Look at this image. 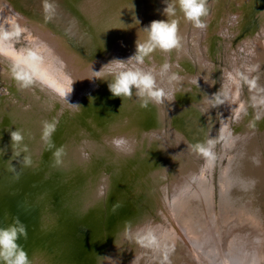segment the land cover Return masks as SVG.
Wrapping results in <instances>:
<instances>
[{
    "label": "bare ground",
    "instance_id": "6f19581e",
    "mask_svg": "<svg viewBox=\"0 0 264 264\" xmlns=\"http://www.w3.org/2000/svg\"><path fill=\"white\" fill-rule=\"evenodd\" d=\"M146 1L147 11L143 20L144 14H141L140 9L144 0H0V28L12 31L14 24L19 25L28 39L27 45L24 43L19 48L12 39L10 43L13 50L18 54L36 51L41 57L39 72L44 79L56 84H63L66 77L74 81L73 91L66 100L69 104L81 106L79 109L70 106L44 79L34 77L33 82L47 96L28 86L22 87L6 65L0 63V76L13 80L15 84L12 90L22 89L25 94L23 100L29 101L24 105L15 104L0 89V117L5 121V128H0L3 135L0 157L11 161L19 159L24 163L22 165L29 167V171L34 174L33 180L38 184L31 189L28 187L24 191L26 196L24 193L19 196V203L25 204L23 209L30 203L35 205L33 208L26 206L29 211L23 213L29 214V221H36L30 231L33 238L39 240L35 242L36 250L48 257L49 260L43 256L46 262L53 260L54 264H138L143 253L141 261L144 258L147 264H156V250L139 246L135 242L137 233L153 228L158 237L178 241L174 232L176 229L170 221L174 219L178 222L181 219L183 227L189 230L187 235H191L190 230L197 224L204 231L200 235L202 238L193 235V243L188 242L194 251L193 264H264V244H259L261 255L254 260L258 255L253 256L252 253L253 236L241 232L243 226L239 222V217L258 221L261 213L257 203L264 208V197L261 195L264 194V180L260 178L264 172V95L262 77L257 75L253 79L250 74L264 60V20L260 19V15L264 18L263 12L256 16L258 10L262 11L264 7L255 8L259 0H231L229 10L221 12L224 0H206L207 13L210 10L212 13L201 17L206 25L203 29L190 26L192 23L177 12L180 47L169 52L156 50L142 66L145 71L153 70L158 83L174 92V100L165 101L169 112V127L165 129L164 112L160 105L149 103L147 107H142L141 98L135 95V90L131 98L114 99L111 95L107 96L108 81L93 79L92 73L99 71L102 65L112 59H127L133 55L136 40L145 38V33L139 30L154 20H167L163 14L166 2ZM45 2L51 5L47 12L44 10ZM56 7H61L64 14L55 10ZM254 13L257 18L250 19ZM135 20L140 23L135 24ZM256 22H259L258 26ZM64 33L70 34L73 41L89 47L94 58L87 61L81 57L65 42L62 37ZM224 45L227 50H224ZM1 59L13 64L9 56L0 54ZM219 60L229 65L217 67L214 61ZM165 63L169 65L168 75L175 73L179 76L171 85L167 83V77L161 78L158 74ZM241 68L247 80L256 82V88L248 85L250 101L246 95L240 94L237 84L228 79L231 74L241 85L240 76L235 74H241ZM195 80L199 87L193 83ZM216 94L223 103L214 106ZM30 102L37 109L30 106ZM241 105L243 109L237 115ZM232 110L233 120L229 127L228 117ZM26 114L40 120L39 136L31 141L25 139L26 125L17 123ZM70 118L77 121H69ZM179 119L186 123L180 124ZM45 122H56L54 132L62 137L66 145V162L73 163L75 172L81 177L83 189L78 192L72 188L64 191L63 197L58 195V179L66 180L67 174L56 170L60 153L58 147L53 144L46 153L47 141L42 138ZM225 126L227 131L222 147L215 151L218 165L216 159L209 164L192 146L197 142H206L209 138L218 139L220 129ZM15 130H19L23 136L18 145L11 142L10 132ZM119 137L128 140L130 151L115 148L112 140ZM245 144H250V148L241 162L238 160L240 155H235L243 151ZM38 153V165L35 161H26L27 155L35 160ZM224 154L227 157L223 164L220 157ZM94 156L98 160H94ZM197 158L203 161L199 162ZM118 171L120 174H116ZM204 171L209 172L211 178ZM25 174L28 173L22 175ZM113 186L118 188L119 196L129 201V217L133 219L127 222L130 226L126 228L129 217L121 220V211L114 217L115 221L113 218L104 221L105 218L102 220L100 216L102 209L110 207L104 205L102 197ZM180 187H183L182 193L175 194L174 190ZM184 190L188 193L183 195ZM172 192L179 200L182 196L186 199L181 209L171 208L168 200ZM156 196L163 212L159 214L156 211L155 216L169 220L166 226L161 223L162 219L156 217L150 226L143 224L145 219L149 220L148 217L152 216L150 211L157 209L154 203ZM138 200H142L140 208ZM146 203L151 207L150 211L146 209ZM185 207L188 210L182 213ZM240 212H243V216ZM223 213L237 215L226 220L225 227L231 232L233 227L237 228L235 231L245 238L246 244L250 242L249 252L242 240L233 254L223 255L224 258L220 253L217 254V250H211L210 242H214L216 247L218 244L217 248L220 249L226 241L219 237L211 240L215 228L213 231L210 224ZM156 219L159 222H155ZM103 222L105 226H102ZM207 222H210L208 226ZM8 225L6 223L4 227ZM177 241L174 242L178 251H174L176 259L172 264L186 260L180 254L182 246ZM225 245L232 246L233 242H225ZM242 251L246 256L252 254L244 263ZM33 259L32 256L30 264H46Z\"/></svg>",
    "mask_w": 264,
    "mask_h": 264
},
{
    "label": "clouds",
    "instance_id": "9594fccd",
    "mask_svg": "<svg viewBox=\"0 0 264 264\" xmlns=\"http://www.w3.org/2000/svg\"><path fill=\"white\" fill-rule=\"evenodd\" d=\"M205 4L206 0H169V3L163 9V14L167 17V20H154L147 27L139 30L145 33V38L142 41L139 38L136 40L135 53L126 60L112 59L102 65L99 71H92L93 79L108 81L107 87L112 97L131 98L134 94L133 90H135V95L141 98L142 107H147L149 103L161 105L165 101L171 102L174 100V92L166 90L158 83L157 76L154 75L153 70L145 71L142 66L145 65L146 58H151V54L154 51L169 52L172 49L180 47V37L178 36L179 19L176 18L178 11L194 27L199 29L205 28L206 25L201 21V17L207 15L208 11ZM50 8L51 5L45 2L44 10L47 12ZM139 23V20H135V24ZM12 28V31L0 28V54L13 59L14 78L21 83L22 87H27L33 83L34 77L44 79L39 72L41 57L36 51L32 50L27 51L26 54L16 53L10 41L14 38H19L24 29L16 24ZM168 73L169 65L165 63L158 73L159 76L161 78L167 77L169 85L179 79L177 74L172 73L168 75ZM237 76L246 80L250 88H256L255 80H247V77L242 76L240 73H237ZM108 77H111V79H107ZM228 79L239 87V82L231 74H229ZM197 80L193 81V83L199 87ZM44 82L61 99L67 102L66 98L73 91L72 85L74 81L66 77L63 84L52 83L46 79H44ZM225 98H227L226 94ZM209 102L212 103V101ZM222 103L223 100L216 94L214 96V106ZM69 105L77 109L81 108L79 104ZM242 109L243 106L241 105L237 109V115ZM259 118L257 117V119ZM55 127L56 122L44 123L43 138L46 141L50 140ZM226 131L227 127H222L218 139L209 138L206 142H197L192 146L194 151L211 164L216 159L214 151L216 144L225 139ZM228 134L231 135L230 133ZM10 137L13 145H18L23 139L19 130L11 131ZM112 143L118 150H131L128 146V140L124 137L114 138ZM20 238H27V228L19 219L7 227H0V264H30L28 254L17 243ZM135 242L141 247L159 251L162 256L161 264H170L169 253L171 248L167 243L163 242L161 237L156 235L154 229L148 228L146 231L142 230L137 233Z\"/></svg>",
    "mask_w": 264,
    "mask_h": 264
},
{
    "label": "rangeland",
    "instance_id": "374dc122",
    "mask_svg": "<svg viewBox=\"0 0 264 264\" xmlns=\"http://www.w3.org/2000/svg\"><path fill=\"white\" fill-rule=\"evenodd\" d=\"M163 2H166V3H169V0H162ZM211 0H207V2H210ZM230 4H231V0H224V3H223V7L224 8H221V5H219V8H221L220 9V11L222 12V11H225V12H227V10H229V7H230ZM164 7H166V5L164 6ZM147 11V1L146 0H144V2L141 4V9H140V12H141V14H144L145 12ZM224 12V15L226 16V13ZM260 12H263V10L261 11L260 9L258 10V13H257V15H259V13ZM209 13H212V11L210 10L209 11ZM209 13H207V14H209ZM145 15L146 14H144V16H143V20H145ZM256 15V16H257ZM256 16H250V19H252V17H256ZM258 17V16H257ZM256 17V18H257ZM262 17H264V13H262ZM260 19H262V20H264V18H261V15H260ZM260 22V21H259ZM258 22V23H259ZM244 23H245V21H244ZM257 23V22H256ZM258 23H257V26H258ZM245 24H247V23H245ZM49 26H51L52 27V25H49ZM190 26H193V24H191ZM251 26V25H250ZM50 27V28H51ZM259 28V27H258ZM52 29H54V31H56L57 32V29L56 28H54V27H52ZM259 30H261V27H260V29ZM57 33H59V32H57ZM62 37L64 38V40H65V42L70 46V47H72L74 50H76L80 55H81V57H83L85 60H87V61H89L90 59L92 60L94 57L92 56V55H88L87 54V52L84 50V48H78L77 46H75V45H73V43L71 42V40H70V38H68V37H64L63 35H62ZM27 38L26 36H25V34H23V33H21V35H20V37L19 38H14V44H15V46L17 47V48H19V46H21V45H23L24 43V45H27V43H28V39H25ZM120 41V40H119ZM237 43H238V41L237 42H235V46L237 45ZM217 45H220V43H218ZM217 47H219V46H217ZM237 47V46H236ZM237 49V48H236ZM222 50V49H221ZM224 50H227V47H225V45H224ZM223 51V50H222ZM240 52V50L238 51V53ZM222 53H225V51H223ZM120 58V57H119ZM210 58V57H209ZM241 58V57H240ZM120 59H126V58H120ZM216 60H218L217 58H216ZM215 62V64L217 65V67L219 66V65H221V66H223V65H229V63L228 62H226V61H224V60H219V61H214ZM0 63H3V65H6V67L8 68V70L9 71H11L12 73H13V64H10V63H8V62H6V61H3L2 59L0 60ZM197 63V62H196ZM226 63V64H225ZM242 66V65H241ZM232 71L235 73L236 71H234V69H232ZM241 75L243 76V69L241 68ZM235 74H237V73H235ZM251 75H252V78L253 79H255L256 77H257V75H259V76H261L262 77V83H261V89H263V95H264V60H262V62L258 65V66H256V67H254V69H253V71L250 73ZM244 77H246V76H244ZM14 84H15V82L13 81V80H9V79H5V78H3V76H0V89L2 90V91H4V96H7V98L9 99V100H11V101H13L15 104H19V105H24V104H27V103H29V101H27V99H24L23 100V97L22 96H24L25 94H24V91L22 90V89H16V90H12V88H13V86H14ZM11 87V88H10ZM28 87H30L31 89H33L34 91H36L37 93L39 92H41V93H43V94H45L46 96H47V94L45 93V92H43L40 88H39V86H37L36 85V83H32V84H30ZM239 90H240V94L243 96V95H246V99H249V96H248V83H247V81L246 80H244V79H241V85L239 84ZM107 96L108 95H111V93L109 92V90L107 91V94H106ZM112 96V95H111ZM119 97H114V99H118ZM31 104H29L30 106H32V107H34L32 104H34L33 102H30ZM227 105V104H226ZM161 106V108L163 109V112L165 113V115H164V113H163V116L165 117V120H163V125H164V127H165V129L166 128H168L169 127V117H168V113H167V106L165 105V103L164 104H161L160 105ZM34 108H36V107H34ZM37 109V108H36ZM217 110V109H216ZM223 110V109H222ZM22 113H25V112H22ZM232 113H233V110H232ZM232 113H229L230 114V117H229V119H228V126L230 127L231 126V123H232V119H233V114ZM47 114V113H46ZM28 120H26L25 119V117H23V119L21 118L17 123H19V122H23V125H26V138L25 139H28V141H31V140H33L34 138H36V137H38L39 136V127H40V120H39V118H37V117H32L31 115H29V114H26V115H24ZM5 121H3V119H2V117H0V128H2V126L5 124L4 123ZM3 128H5L4 126H3ZM234 133H236V132H234ZM3 137V135L0 133V142H1V138ZM97 137H98V135H97ZM29 138H30V140H29ZM172 141V140H171ZM173 143H174V141H172ZM169 143H171L170 141H169ZM232 143V142H231ZM230 143V144H231ZM56 145L57 147H58V149H59V151H60V153H58V157H57V163H56V165H55V167H56V170H57V172L59 173V172H65L66 174H67V179L66 180H64V179H58V182H59V184H58V182H57V186H58V195L59 196H64V191L65 192H67V190L68 189H72V190H77L76 192H78L81 188L83 189V186H82V181H81V177L80 176H78V173L77 172H75V168H74V164L73 163H71V164H68L67 162H66V158H67V156H66V145L64 144V142H63V140H62V137H60V135L57 133V132H54L52 135H51V137H50V140H48L47 142H46V145H45V150H46V153H47V150H48V148L49 147H51L52 145ZM221 147H222V141H220V142H218L217 144H216V147H215V150L214 151H219L220 149H221ZM250 148V144H245L244 145V149H243V151L242 152H238L235 156H239V161H243V160H245V155H246V153L248 152L247 150ZM92 151V150H91ZM47 155V154H46ZM47 157H49L48 155H47ZM226 157H227V154H224V155H222L220 158V160H221V163H225V159H226ZM68 159V158H67ZM195 159V158H194ZM248 159V158H247ZM94 160H98V158L97 157H95L94 156ZM197 160H199V162H201V161H203V159H201V158H197ZM217 158H216V165H218V163H217ZM205 172V171H204ZM116 174H120V172L118 171ZM205 175H208V177L209 178H211V174L209 173V172H205L204 173ZM113 177V176H112ZM168 178H169V173L167 174V180H168ZM67 183H69V184H67ZM115 184H117L116 183V181L114 182ZM61 187V189H60V187ZM79 187V188H78ZM197 187V186H196ZM195 187V188H196ZM182 188L183 187H180L179 189H177V190H174V192H175V194L176 193H182ZM193 189V190H197V189ZM150 189V188H149ZM168 189H169V192H170V186H168ZM192 190V191H193ZM219 190H220V185H219ZM191 191V192H192ZM107 192V191H106ZM187 192V190H184V192H183V195L185 194ZM188 193V192H187ZM170 194V199L168 200L169 202H170V206H171V208H176L177 207V209L178 208H180V206L185 202V198L182 196L181 197V199L179 200V198H177L176 196H173V192L172 193H169ZM190 194V193H189ZM107 195V194H106ZM106 195L104 194L103 195V197H102V202H104V205H105V197H106ZM158 196V195H157ZM157 196L156 197H154L155 198V200L157 199ZM150 199V198H149ZM158 199H160V197L158 196ZM156 200V202H154L156 205H157V209L156 210H154V211H150L151 210V207L150 206H148V204L146 203L145 205H146V209L147 210H149L151 213H152V216H149L148 217V219L149 220H147V219H145V220H147V221H144V225H148V226H150L149 224H150V222L152 221V220H154V218L156 217V218H158V219H162V221L163 222H161V223H164L165 225L164 226H166V225H168L170 222H169V220L167 221V219L165 218V217H162V216H155L156 215V213L158 212L159 214H162V212H163V210H162V208L158 205L159 204V200ZM162 200V199H161ZM141 203V204H140ZM137 205H138V207L140 208L141 206H142V200H138L137 201ZM143 205H144V203H143ZM102 206H103V204H102ZM155 206V205H154ZM187 207H189V206H187ZM187 207H185V208H183V210H182V213H185L188 209H187ZM166 211H167V209L166 208H164ZM176 209V210H177ZM181 209V208H180ZM102 211V213H101V216H102V220H103V216H104V212L106 213L107 212V209L106 208H104V209H102L101 210ZM157 211V212H156ZM176 212V211H175ZM232 216H236V215H232ZM232 216H230V215H227L226 213H223L222 215H221V217H219L218 219H217V221H214V223H212L211 222V224H210V222H207V226L210 224V225H212V229H213V231H214V228H215V231L216 232H218V233H216L215 231H214V233L215 234H213V236L211 237V240H216L218 237L220 238V239H222V240H226L225 242L226 243H231V242H233V245L231 246V245H225V242L222 244V246H221V248L220 249H218L217 247H218V244H217V247L215 246V244H214V242H210V244H209V247H211V250L213 251V249H214V251H218L217 252V254L218 253H220L219 255H222V258H224L223 257V255H229V254H233L232 252L233 251H235V249H237V247H238V245H239V242H242V241H244V248L246 249V251H248L249 252V248H248V244H250V242H248V244H246L247 242H246V240H245V238L243 239L242 237H241V235L239 234V232H236L235 230L237 229V228H235V227H233V230H232V232L231 231H228V230H226V227H225V225H226V220H228V219H233L234 217H232ZM240 219V218H239ZM155 222H159V221H157V219L155 220ZM178 222H180V225H182L183 226V224H182V221H181V219L180 220H178ZM240 224H241V226L242 225H244L245 224V222L242 220V219H240ZM239 222L237 221V223H238V225H240L239 224ZM225 223V224H224ZM237 223L235 224V225H237ZM184 228V227H183ZM153 229V228H152ZM201 229V230H200ZM218 230V231H217ZM184 231H185V235L188 237V238H190V240L191 241H193V235L195 236V237H201L200 235H202V234H204V231H202V228H201V226H199L198 224H197V226H194L193 227V229H191L190 231H191V235H187L186 233L187 232H189V230L187 231V227H185L184 228ZM224 234V235H223ZM232 234H234V235H232ZM202 238V237H201ZM231 238H233V241H230V239ZM163 240V242H165V243H167L169 246H170V248H171V251H170V253H169V261H170V264H172V261L173 260H175L176 258V256H175V254H174V251L175 250H177L178 251V246H177V244H175V242L173 241V240H170V239H168V238H163L162 239ZM242 240V241H241ZM255 252H256V250H255ZM242 260H243V262L242 263H244V262H246V260H247V258L249 257V259L252 257V254H249V256L247 255H245V252H243L242 251ZM252 253H253V256H255V254H254V252L252 251ZM144 254V253H143ZM143 254L140 256V259H139V261H138V264H147L146 262V259H144V258H142V261H141V257L143 256ZM239 254H240V252H239ZM258 254V253H257ZM151 256H153V255H151ZM150 255H149V257H151ZM154 258H155V260H156V264H161V259H162V256H161V253L159 252V251H156L155 252V256H154ZM221 258V259H222ZM148 260H150V258L148 259Z\"/></svg>",
    "mask_w": 264,
    "mask_h": 264
},
{
    "label": "water",
    "instance_id": "95a60500",
    "mask_svg": "<svg viewBox=\"0 0 264 264\" xmlns=\"http://www.w3.org/2000/svg\"><path fill=\"white\" fill-rule=\"evenodd\" d=\"M55 1H57V0H53V2H55ZM58 1H60V0H58ZM254 6H256L255 8H258V9L260 6L263 8L264 7V0L257 1ZM55 10L61 11L63 13L61 7H56ZM263 13H264V10H263ZM253 15L255 16V13ZM50 25H52V24H50ZM52 27H53V25H52ZM62 35L65 38L71 37L72 39L70 38V40L73 43V45L77 46L78 48H84V50L87 52L88 55H92L91 52L88 50L89 47L86 48V46H82L81 43H77L76 41H73L74 38L70 34L68 35L67 33H64ZM247 100L250 101V99H247ZM230 113H232V111ZM229 117H228V119H229ZM69 121H77V120L75 118H70ZM182 122H184V121L179 119L180 124L186 123V122L185 123H182ZM83 146L86 147L85 144H83ZM40 152H41V149H40ZM42 153H43V151H42ZM29 156L30 155L26 156V161L28 163H34V161H35V164L38 165L39 160H40V158H39L40 153H38L35 160H33V157L31 158ZM9 163H11V164H9ZM22 164H24V163L21 162L19 159H16V158H14L13 161H11V160H8L6 158L0 157V227H4L6 223H9V225H10V224L14 223L17 219H19L21 223L26 225L27 238L26 239L20 238L17 241V243L20 244L23 247V249L26 251V253L28 254L30 262L32 261L31 259L33 256L34 257L33 260H36V262L38 261L40 263L54 264L53 260L46 262L48 257L44 253H42L41 251L36 250V243L35 242H39V240L37 239V237L33 238V235H31V232H30L35 227L36 221H35V219L34 220L32 219L31 221H29V219H30L29 214L23 213L24 211H29L28 208H26V206H32V208H33L35 205L30 203V205H26L25 209H23L25 204L19 203V198H20L19 196L21 193H24L23 195L26 196V193L24 191L28 190L29 189L28 187H30V189H31L32 186H38L37 182L34 181L32 178V175H34V174L31 173V171H29V167L24 166ZM13 168H14V170H13ZM26 168H28V169H26ZM23 173H28V174L22 175ZM261 174L262 175H260V178H263V180H264V172ZM19 175H20V180H19ZM26 179L30 180V181H26ZM114 186L112 189L108 188V191L106 190L107 195L105 197V204H106V206L109 205L110 207H109V209L106 208L107 209L106 213L104 212V216H103L105 218L104 221L106 220V218H113V220H114V217L116 218L117 214L120 211L123 213V216L120 217L121 220L123 218L126 219L130 215L129 212L131 210H130V207L127 206L128 205L127 202H129V201H126L125 197L123 198L122 196H119L117 194L118 188H114ZM256 189L257 188H255V191H257ZM258 190L260 191L261 189H258ZM104 191H105V189H104ZM261 195L264 197V194H261ZM257 206H258V210H260L259 213H261V217L258 221L247 218L245 216H244L245 218L239 217L240 219H242L245 222V224L242 225L243 229L241 230V232L252 234V236H253V242H252L253 248L252 249H253L254 254L258 253L257 255L259 256V257L257 256L254 260H257V258H260V255H261L260 250H259L260 249L259 244H262V243L264 244V231H263L264 220L262 219L264 216V208H263V205H261L260 203H257ZM35 210H36V208L34 209V212H35ZM108 212H109V216H107ZM242 213L240 212L241 216H243ZM100 216H101V214H100ZM130 219H133V218L129 217L126 220V225L123 224V225H125V228L130 226L129 224H127V222H131V221H129ZM145 221H147V220H145ZM143 224H145V223H143ZM171 224H172V227L174 229H176V230H174V232H175L177 239H178V241L177 240H174V241H177V243L181 244L182 252L180 254L182 257H185L184 259H186V260L181 261V263H179V264H193L194 263L193 262L194 261V256H193L194 251H193V248L188 243V242H190V244H192L193 241H191L187 236L183 237V234H185V231H184L183 226L180 225L179 222L172 219ZM102 226H105L104 222H103ZM116 226H118V225L116 224ZM255 250H256V252H255ZM46 253L49 255L48 249H46ZM261 253H262V251H261ZM43 256L47 257V259L44 258ZM41 258H43V259H41Z\"/></svg>",
    "mask_w": 264,
    "mask_h": 264
}]
</instances>
